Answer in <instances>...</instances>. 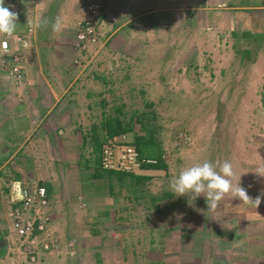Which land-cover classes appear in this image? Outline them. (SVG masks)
Instances as JSON below:
<instances>
[{
  "label": "rangeland",
  "instance_id": "374dc122",
  "mask_svg": "<svg viewBox=\"0 0 264 264\" xmlns=\"http://www.w3.org/2000/svg\"><path fill=\"white\" fill-rule=\"evenodd\" d=\"M24 1L30 2L22 6L25 15L20 14L21 7L5 0V6L17 15L16 29H25L35 21L36 33L44 39L41 43L35 37L37 42L32 46L35 58L27 60L24 54L20 65L25 77L26 67L54 65L58 55L68 53L75 66L89 65L98 70V84L104 95L89 96L82 100L85 105L77 107L81 119L77 124L73 121L71 127L78 136L68 154L70 163L59 171L73 181L71 178H89L98 166L104 168L95 140L102 138V148L114 142L117 146L114 158H118L119 147L133 145L135 133L141 131L135 117L142 119L144 130H155L167 165L166 169L133 171L150 176L144 190L137 193L131 192L116 175L111 183L104 184L105 190L95 189L97 200L89 205L81 202L82 214L74 217V224L63 225L62 234L58 232L61 227L52 223L48 233L37 237V242L55 241L58 249L46 253L49 255L43 263L97 264V259L111 249L115 264H264V259L256 258L264 256V200L257 208L228 193L213 210L208 209L203 195L197 200L192 199L191 193L177 198L169 188L170 180L182 168L205 160H230L236 171L233 184L240 183L253 199L264 193V177L254 172L264 169V0H246L250 7L240 9L234 8L239 7L240 0H231V7L222 5L212 10H221L214 17L211 12L207 15L206 9H197L207 1L195 0V12L184 10L183 18L175 20L174 25L149 30L132 24L133 17L141 16L145 0H100L105 10L97 21L95 39L82 43L77 42L76 33L88 17L81 11L88 0H51L49 6L40 0L37 2L44 9L41 15V8L31 0ZM107 3L116 7L122 3L120 15L110 10ZM165 5L171 7L172 3ZM112 17L115 22L110 20ZM213 18L216 25L211 27L207 21ZM57 19L61 28L53 31L52 24ZM231 32H239L238 37ZM163 33H167V40L162 39ZM4 37L0 33V42ZM18 47L13 44V50ZM246 49L250 51L244 53ZM2 58L0 52L2 89L16 91L17 86L8 74L11 58ZM90 69L86 74L93 77ZM6 110V106L0 109V125H5L8 136L1 141L5 145L17 133ZM107 117L124 121V127L130 125L132 130L108 138L105 124L101 125ZM33 124L36 127L37 123ZM15 139L21 144L25 141V145L34 140ZM33 149L40 150V144ZM14 171L9 166L0 174V198L6 199V204L0 201V231L7 230L6 234L0 233L5 247L0 252V264H32L25 238L17 236L12 225L5 224L8 209L12 208L7 202L12 201L13 205L20 202V197L13 199L4 189L10 185L5 179H12ZM63 181L67 182L66 177ZM13 182L14 195L19 196L24 186L20 181ZM165 192L170 194L167 196ZM85 242L87 245L83 246ZM93 247L98 250L96 256L91 253ZM103 264H110V260L105 259Z\"/></svg>",
  "mask_w": 264,
  "mask_h": 264
},
{
  "label": "crops",
  "instance_id": "0c3cea01",
  "mask_svg": "<svg viewBox=\"0 0 264 264\" xmlns=\"http://www.w3.org/2000/svg\"><path fill=\"white\" fill-rule=\"evenodd\" d=\"M31 1L34 4H36L37 8L42 9V12L41 13L39 12V14L41 15L44 9L40 7V5L38 4L39 2H37L40 0H31ZM44 1H45V5L49 6L51 0H44ZM88 1H100V0H88ZM102 1L103 0H101L100 2ZM145 1H146L145 3L146 5H143L145 8L143 12H140L141 16L139 15L138 17L137 16L133 17L134 23L132 22V24H134V26L135 25L143 26L144 28H147V30L153 28L154 26L155 27L157 26L158 28H162V27L164 28L174 25L175 20L178 21L181 18H183L181 17V15L184 14L183 12L184 10L192 11V13L195 12V0H192L191 2L190 0H185V1L180 0L179 2L178 0H145ZM206 1L207 4L205 6L204 5L200 6L197 9H203V10L206 9L205 12L207 15L211 13L213 14L211 17H214L217 13L221 11V10H217L216 12L212 10L217 9L218 7L221 8L222 5H224L223 8H226L227 6L231 7L232 5L230 4L231 0H205V2ZM9 2L10 3L13 2L12 3L13 6H17V8L20 7L22 8L23 5L30 4V2L26 3L24 0H12V2L11 0H9ZM166 2L167 3L171 2L172 3L171 7L165 5ZM129 4L133 5L135 4V2L133 4L132 3ZM119 5H117L116 7V4L107 3V7L110 10L117 11L118 13L116 12V14L118 16L120 15ZM13 6H11V8H13ZM234 6L237 5L234 4ZM238 6L239 7H234V8L240 9V8L250 7L249 4L246 3V0H240V5ZM24 10L25 9L22 8L20 14L25 15ZM223 10H224L223 12L225 13L226 12L225 9ZM205 12H202V14H204ZM36 15L37 14L35 13V16ZM224 16L226 15L224 14ZM211 19L208 20L207 22L208 25H211L212 27L213 25H216V23L214 18L213 20ZM130 20L132 19H129V21ZM41 24L42 23H40V25ZM37 29H38L37 23L35 21H32L30 22L27 28L21 29L20 31H15L20 33L21 35H28L31 41L30 46L24 49L25 51H23L27 60H29L30 58H35L32 47L33 43H36L37 41H40L42 43V41H44V39H40L41 35L36 33ZM235 33L237 32L234 33L231 32V34L234 36ZM166 34L167 33L161 34L163 40L168 39ZM148 36L150 37L151 35ZM35 37H37L38 39L37 41L35 40ZM115 40L116 39L113 38L111 42L114 43ZM175 41H177L176 38ZM83 53H85V55L91 54L89 52H83ZM37 54L38 53H36V55ZM67 54L58 55L57 56L58 59L56 58L54 60L55 61L54 65L49 64L47 66H40L38 69H36V67H32V68L26 67L25 72H26L27 83L25 87L22 88L21 90L16 88L18 91L17 90L15 91L13 88H11V90L5 91L6 89H2L4 84H2L0 81V109H2L3 106L8 107V110H6L7 111L6 114L10 115L12 124H15L14 125V127H16L15 132H17L15 133V136L19 137L20 139L22 138L24 139L25 137L34 139L28 145H25L26 144L25 141H23V144H21L20 140L14 141L16 140L15 139L16 137L14 138L13 141L7 143L6 145L2 144L1 141H3L4 138L5 140H7L8 136L6 131H4L5 125L4 124L0 125V147H2L0 148V174L2 173L3 169L8 168L9 166L12 167V170H15L14 171L15 176L12 179H10V177H7L5 179L11 185V187L10 185L9 187H4L5 193L7 194L10 192L11 197L13 199L19 198L21 196L22 192L18 193L19 196L14 195L12 189L14 185L13 181H20L21 182L20 184L24 186L23 190L31 188L36 184L49 185V183L52 182L57 183V185H59V188H57V190L55 191L52 197L50 196V201H51L50 207L52 213L50 211V207L48 210L53 215L52 217H53L54 227L57 228L59 226L61 227L60 229H58V232L60 231V234L64 232L62 227L63 225H65L66 223L74 224L76 222V218L74 217H78L80 214H82L81 212H83L82 211L83 207L81 208V202L89 205V203H91L92 200L93 201L97 200V196L94 194L95 190L93 189L98 183L95 181L96 178H94L93 175H90L89 178H87V176H82V180L80 178L78 179L71 178L73 179V181L71 180L69 181V176L67 177L66 174L64 175L60 171L61 170L63 171L65 168H67L68 164L70 163L69 160L70 157L68 156V154L71 151V148L74 144L73 141L78 136L76 135L77 133L73 134L72 132L73 129L71 127L75 123L77 124V122H79L81 119L80 118L81 113H78L79 110L77 107L79 106V104L85 105L86 103H84L82 100L89 98V96L97 97L98 94L99 97L104 96L101 91V87L98 84V74H97L98 70L89 65L88 66L85 65L84 67L75 66L74 61H72L73 57L71 56L70 58V54L68 55ZM95 54H98V52L96 51ZM91 57L94 58L95 55L92 54ZM91 57L90 59H93ZM36 59H38L37 61H39V57H36ZM90 59H88V61ZM89 68H92L90 70L91 72H93L92 74L93 77H91L89 73L86 74V71H88ZM3 76L5 75L3 74ZM0 80H1V76H0ZM76 113L78 114L76 115L75 119H73V115ZM77 116H79V118H77ZM73 121H75V123ZM33 123H37L36 127L34 126L35 124ZM1 126H3V129ZM30 127L33 129L32 131L27 130ZM25 132H30L31 134L28 133L25 134L27 136H24ZM39 144L41 146V149L35 152L33 148L34 146L38 147ZM27 146H30V148ZM28 153L33 154L34 156L31 157L28 155ZM61 153H63L64 156L62 157L57 156V154H61ZM35 154H39V155H35ZM54 154L56 156H53ZM44 163L47 164L44 165ZM62 163H64L63 167L59 166ZM37 165H39V167ZM50 171L51 172L55 171V172L51 173ZM31 172H36L37 175L35 176V174H32ZM65 177L67 179V182L65 181L62 182V180ZM1 200L3 201V197L0 198V201ZM5 200L6 199H4L3 201L4 203ZM87 200L89 202H87ZM10 204H12L11 205L12 208L15 207L12 201H8L7 205L9 207ZM11 209L10 208L8 209V214L6 216L7 221H5V224L7 225V227L9 225L13 226V218H12L13 209L12 210ZM0 233L6 234L7 230L4 228L0 231ZM12 233H14L13 230ZM1 242L3 243L4 241L0 239V243ZM2 243L0 246L1 253L4 250ZM86 245H87L86 242L83 243V246ZM46 255H44L45 258L42 256V259L43 258L47 259L48 257Z\"/></svg>",
  "mask_w": 264,
  "mask_h": 264
},
{
  "label": "built area",
  "instance_id": "2783aa9c",
  "mask_svg": "<svg viewBox=\"0 0 264 264\" xmlns=\"http://www.w3.org/2000/svg\"><path fill=\"white\" fill-rule=\"evenodd\" d=\"M104 10V5L98 1H88L82 5L81 11L88 17L82 23L78 33H76L78 43L95 39V27ZM110 20L112 22L116 21L114 17ZM4 36L0 42V52L4 58L11 56L10 62L12 66H10L9 70L10 76L13 78L17 87L23 86L26 81L24 71L20 64L24 59L23 51L30 46L31 41L28 35L14 33L12 36L5 34ZM13 44L19 47L13 50ZM115 146L116 144L110 141L109 146L104 148L103 163L106 168H124L128 171L140 170L141 160L135 146L123 145L119 147L118 158H114V148L117 147ZM147 162L153 163L155 161L147 160ZM50 203L45 186L36 185L21 193L20 202L13 209V230L19 237L25 238L28 243V252H30L32 264H44L42 262V256L48 252L57 250L55 241L48 242L46 239H42L40 242H37L36 240L37 237L42 236L41 234L49 232L48 228L53 220L51 213L48 211ZM41 252L44 254H41Z\"/></svg>",
  "mask_w": 264,
  "mask_h": 264
},
{
  "label": "clouds",
  "instance_id": "9594fccd",
  "mask_svg": "<svg viewBox=\"0 0 264 264\" xmlns=\"http://www.w3.org/2000/svg\"><path fill=\"white\" fill-rule=\"evenodd\" d=\"M16 21V13L5 6V0H0V33L12 36L16 30ZM60 28V21L57 19L52 24V29L53 31H59ZM254 172L264 177V169H257ZM235 177L236 171L232 161L224 160L223 162H213L205 160L201 163L182 168L178 174L170 180L169 188L176 194L175 197L177 198L181 196L186 197L187 194L191 193L192 199L197 200L203 195L208 209L214 210L218 206V203L228 193H232L235 198H239L243 202L254 204L258 208L262 200H264V193L258 195L255 199L251 198L247 191L240 186V183L233 184ZM188 203L190 205L193 204L190 199ZM52 223L53 220L51 224ZM50 253H54V251L49 252V254ZM43 260L44 258L42 262Z\"/></svg>",
  "mask_w": 264,
  "mask_h": 264
},
{
  "label": "trees",
  "instance_id": "16d2710c",
  "mask_svg": "<svg viewBox=\"0 0 264 264\" xmlns=\"http://www.w3.org/2000/svg\"><path fill=\"white\" fill-rule=\"evenodd\" d=\"M11 2H12V0H11ZM15 31H20V30L16 29ZM14 33L20 34L18 32H14ZM258 35H262V34H258ZM235 36L238 37V33H235ZM40 39H43V35L40 37ZM249 51L250 50L246 49L244 51V53H248ZM10 58H11V56H7L6 58H2V60H9ZM9 70H10V67L8 66V74L10 75ZM10 78H12V77H9V79ZM25 81H26V77H25ZM26 83H27V81H26ZM26 83H25V85H26ZM25 85L20 86V87H16V88L21 90L22 88L25 87ZM135 121L138 124H141V131L135 133L136 136L134 137V141H133V145L137 149V151L139 153L140 160H141V168H139V169H144V170L166 169L167 165H166V161L164 158V149L162 147V142L159 140L158 136L155 133V130L153 128H148V129L146 128L144 130L143 129L144 127H142V125H144V123H142V119H140V117H135ZM122 122H124V121H120L118 118L107 117L104 120V122L101 123V125L105 124V129L108 130V133H106L108 138L111 139L116 135H121L123 133L128 132L129 130H132L130 125H128L127 127H124ZM109 123H115V124L111 125ZM96 136H97V134L95 132V134L93 136L94 140H95ZM95 143H96V149L100 153L101 159L103 162L104 148H102L103 147L102 138L96 139ZM147 160H153L155 162L150 163V162H147ZM98 163L100 164L101 161H98ZM97 168H99V169H97ZM97 168H96L93 176H94V178H96L97 183L100 182L101 184H100V188H96V186H97L96 185L93 190L97 189V190H99V192L106 189V186H104V184L111 183V180L113 179L114 175H116L122 182H126L127 187H129L128 189L133 193H137L141 190H144V184L148 181V179H150V176H147L144 174H139V172L135 173L133 171H128V170H125L124 168H114V169L112 168V169H110V168H106V167L102 168L101 166H98ZM17 175H18V173H17ZM40 186H45V188L47 189V195H48L49 199H50V196L51 197L53 196V194L55 193L57 188H59V185H57V183H53V182L49 183V185L48 184H42ZM107 188H110V187L107 186ZM29 189L30 188L25 189V190H29ZM112 190H114L113 187H112ZM168 193L169 192H165L164 194L168 196L170 194V193L169 194ZM94 194H95V192H94ZM87 202H89V201L87 200ZM102 247L103 246L101 245V248ZM3 249H5V247ZM57 251H58V249L54 250V252H57ZM108 252L109 253L107 255H105L103 258L100 256L97 259V261H98L97 264H103V261H105V259L110 260V264H115L112 261L113 259H115L114 256L112 255V250L109 249ZM91 253L94 256H96V254L98 253V250L95 249V247H93L91 249ZM256 256H258V255H256ZM256 258L264 259V256H258ZM116 264H123V263L120 262V263H116Z\"/></svg>",
  "mask_w": 264,
  "mask_h": 264
}]
</instances>
